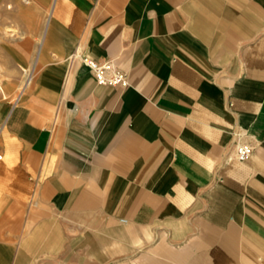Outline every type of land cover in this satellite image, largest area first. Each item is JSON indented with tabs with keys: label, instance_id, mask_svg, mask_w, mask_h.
<instances>
[{
	"label": "crops",
	"instance_id": "obj_1",
	"mask_svg": "<svg viewBox=\"0 0 264 264\" xmlns=\"http://www.w3.org/2000/svg\"><path fill=\"white\" fill-rule=\"evenodd\" d=\"M25 2L40 35L0 98V264H264V0Z\"/></svg>",
	"mask_w": 264,
	"mask_h": 264
},
{
	"label": "rangeland",
	"instance_id": "obj_2",
	"mask_svg": "<svg viewBox=\"0 0 264 264\" xmlns=\"http://www.w3.org/2000/svg\"><path fill=\"white\" fill-rule=\"evenodd\" d=\"M29 6L25 0H0V98L18 97L25 87V70L36 55L34 49L40 32H30L29 38L21 30L27 19L35 17L25 14L23 8ZM35 71L34 68L32 75Z\"/></svg>",
	"mask_w": 264,
	"mask_h": 264
},
{
	"label": "built area",
	"instance_id": "obj_3",
	"mask_svg": "<svg viewBox=\"0 0 264 264\" xmlns=\"http://www.w3.org/2000/svg\"><path fill=\"white\" fill-rule=\"evenodd\" d=\"M80 59L93 72L97 83L122 87L128 84L126 73L113 64L111 60L97 61L87 55H81ZM31 79L32 74H30V81ZM252 150V144L241 141L236 143L234 156L238 160H244L251 154ZM1 156L2 154L0 152V158Z\"/></svg>",
	"mask_w": 264,
	"mask_h": 264
},
{
	"label": "bare ground",
	"instance_id": "obj_4",
	"mask_svg": "<svg viewBox=\"0 0 264 264\" xmlns=\"http://www.w3.org/2000/svg\"><path fill=\"white\" fill-rule=\"evenodd\" d=\"M26 70H25V73H24V74H26V77L24 76L25 77V80H24L25 82H27L29 80V78H30V68L26 69Z\"/></svg>",
	"mask_w": 264,
	"mask_h": 264
}]
</instances>
